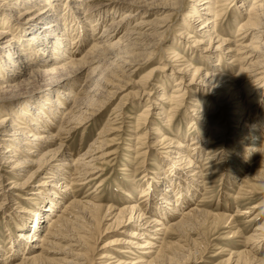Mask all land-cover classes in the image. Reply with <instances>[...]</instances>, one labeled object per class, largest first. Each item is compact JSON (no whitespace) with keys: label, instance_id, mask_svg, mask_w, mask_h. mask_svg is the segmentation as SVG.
<instances>
[{"label":"bare ground","instance_id":"obj_1","mask_svg":"<svg viewBox=\"0 0 264 264\" xmlns=\"http://www.w3.org/2000/svg\"><path fill=\"white\" fill-rule=\"evenodd\" d=\"M227 1L230 2L232 0H190L191 3L184 14V21L182 20L179 27L180 32L184 30L183 33L188 28L187 30L190 32L186 31L187 37L185 35V38L193 37L191 40L193 46L203 43L202 39H205L204 42L207 45L204 48H200V54H202L200 58L205 57L206 64L208 63L209 66L202 74L203 80L201 83H198L200 85L193 86L194 90L205 94L209 86V89L216 92L214 105L212 104L210 110H207L210 98H207V94L203 95L202 104L198 105L197 108L194 107L192 110L196 111V109H200L194 112L196 113L195 119H192L188 128L197 127V123L199 122H206L207 118L205 116L216 111L213 110L218 105V100L220 101H218L219 103L228 105L233 102H230V99H235V105L229 107L232 109L228 113L231 115L232 120L235 119L236 123V126H234L236 129L232 131L234 133H231V140L235 141L233 145L238 148L236 151H240L242 154L239 155L238 152L235 155L238 159L235 160L237 161V166H235L237 168H235L236 172H242L241 175L245 176L244 181L240 180L243 176L237 180L245 182L248 185L247 188L252 189L256 187V182L264 180V136L263 139H260L261 135L264 134V116L259 115L263 112V108L261 106L255 110L253 107L254 104L258 103V100L264 102V81L262 83L264 79V0H237L240 1L238 7H246V16H244V19L242 17L237 23L233 39L235 37L238 38H235L234 41H228L226 37L224 38L220 35L221 31L220 33L217 31L218 24L216 21L220 19L218 17H220L224 10ZM182 3V0H118L113 3H109V0H85L82 2L81 0H0V162L8 165L10 168L7 167L9 169L8 173H13L14 176L11 177L13 179H8L7 183H3L4 180L2 179L5 177V174H0V209H2L3 204L15 201L21 195L16 191L22 189L38 173L43 172L41 179L36 184L35 189L37 191H31L36 193H28L35 194L39 202L33 203L35 206L30 215L18 217L21 221L19 220V224L17 223L15 226L19 228H17L19 232L16 237L9 238L8 241V248L11 249L12 253L16 251L17 257L27 255L23 256V258L27 257L23 261L37 263L47 255L48 249H44L43 246L50 245V249L51 245L53 246V243H56L55 241L58 240L55 238L58 237V234H61L62 227L66 226L64 229L67 231L66 224L68 222L66 219L74 216L75 213L71 217L68 214L77 210L74 209L72 211L74 207H77L79 211L80 209L83 211L85 208H89L91 212L90 210L87 212H90V215L94 213L96 218L94 216L92 218L97 220V223L101 222L105 213L109 215V212H113L114 214L110 218L112 219L111 225L119 228L125 226L124 223L127 222L131 226L129 227L133 228L128 229L124 233L126 237L123 239L124 243L122 242L124 247L119 248L118 252L121 254H124L122 252H128L134 258L125 263V260L120 261L121 258L112 257L106 251L105 255L100 257L104 259L101 261L103 264H164L165 262L176 264L179 254L167 256L169 252L167 254L166 252L169 245L167 243L164 244L163 240L169 236L165 234L163 237V233L169 229L180 231L182 227L184 228L190 225V223H194L197 217L211 216L209 212L197 207H192L190 210L183 212L182 205L194 199L193 193H195V190L191 189L193 188L194 177L202 178L201 186L205 185L206 177L203 173V168L197 164V160L195 161L191 153L186 151L189 148V144L173 140L165 132H161V127L152 128V131L154 130L152 134L158 135L156 139L160 136V138L176 142V145L172 146L170 152L167 154L169 163L175 164L173 166L174 170H166L169 177H165L166 171L162 173L161 177L158 175L156 177L158 182H155V186L147 184L143 189L145 193L140 196L145 197L148 195L150 199L149 193L153 194L154 190H158L157 184L160 183L161 185L164 180L168 179V181H164L167 183V186L162 191L153 194L154 196L156 194L160 196V204L154 198L148 202L146 201V208H143L144 205L132 203V205L128 204L129 206L126 205L127 207L119 208L114 212L110 211V207H107L102 217L100 216L102 207L97 204L95 195L92 196L93 200L91 202L77 200L75 186L78 185V181L83 180L84 182L81 184H88L91 180L99 178L98 175L92 177L95 174L94 171L88 173L89 168L99 170L95 169L97 166L95 163H92L95 159L97 160L98 156L94 158V154H89V152L94 151V149L99 150L104 145L105 140L103 137L106 136L108 129H110L106 126L110 122L109 119L105 123V126L102 127V130H100L99 134L102 136L100 140L93 141L88 146L89 149L83 153L77 152V157H74V154L71 152H66L61 136L62 134H68L73 128H76L74 125L89 120L90 116L101 111L102 106L106 103L103 97L105 96L104 91L107 90V86L114 83L117 80L116 77L130 75V66L134 68L136 65L142 64L143 57L141 58V54L134 51L142 50L143 46L147 45L153 36H150L148 32H144V34L143 31L140 32L139 30L146 26L147 28L149 27V32L162 29L157 41L163 40L164 33L170 30L172 25L169 23L170 15L173 13L167 14V12L171 10L174 13L177 12L182 7ZM108 4H110L109 7ZM61 5L63 9L59 8ZM148 11H161L159 15L165 14L156 19V21H151L146 19ZM117 12L120 14L118 15V21L114 18ZM234 16H236L235 18H241L240 15ZM17 19H19L17 23L21 25L25 24V26L15 25V20ZM131 22L134 24H131ZM102 23H105V26L109 25L106 27L107 29H99ZM196 25L199 26L198 30ZM112 26H114V29L109 31L108 29H111ZM119 30L123 31L120 35H118ZM195 32L200 35V38L195 37V34L194 36L191 35ZM179 35H182V33H179ZM247 38L249 42L245 44L244 41L246 42ZM88 39L91 40L89 43L90 47L79 55L80 47L82 48ZM213 40H215V46L211 44ZM228 42L233 44L234 48L231 49V45L227 46L224 55L221 52L217 55V50L221 51L223 49L221 45H226ZM167 48L168 51H171L173 47ZM244 48H246L245 51H243ZM152 54L150 52L148 56ZM203 54L205 55L203 56ZM109 55L111 57H108ZM175 55L177 57L173 60L169 58L170 56L166 57L168 60L171 59L176 62L179 59V54L176 53ZM227 55H229L230 60L232 59L228 62L229 64L232 61L237 64L235 65L238 70L235 75L227 74V69L218 68L220 63L217 64L219 61L215 62L219 59H224ZM214 57H217V60H214V63L210 65V60ZM102 62L108 64L106 66L103 65L100 72L96 73L95 71L96 69L98 70L99 63L102 64ZM185 62H187V65L178 66L176 72L174 71L177 76L175 77V81H178L174 83L171 94L166 95L164 93L166 90L160 89L162 94L158 98L160 104H158L159 107H157L156 115H159V118L164 122L163 126L170 124L175 116L174 113H176L174 111L181 104V99H179L180 90H184L183 88L180 89L179 85L183 83L185 75L190 74L189 83L200 74L199 67H192L189 60H185ZM94 64L96 65L93 66ZM156 68H151L142 79L140 78L144 81L140 80L141 92L143 94H145V86L148 87L147 81L154 75L153 72L157 70ZM159 69L161 70V68ZM84 71L86 84L78 92L75 88V85H77L76 80L79 79L78 76ZM237 78L243 80L241 81L243 83V87L241 86L242 91L238 87L239 85L237 86V83H235L239 80ZM251 80L256 83L252 84ZM117 81L119 82V80ZM227 82L230 83L227 84ZM233 83H235L236 87H231ZM79 86L81 85L79 84ZM230 87L233 88V92L232 89L229 90ZM243 88L245 89L243 90ZM51 92L55 93L51 96ZM139 92L137 91V93ZM241 94H244L246 97L243 100L244 102L240 99L241 96L239 95ZM109 95L108 100L112 97V95ZM182 95L183 93H181ZM247 96L248 98L252 96V98L250 97L251 99L249 98L248 100ZM194 97H197L196 94H194ZM194 97L192 96V98ZM163 100L166 101L164 104H169L168 110L165 109V106L162 104L163 102L161 103ZM191 100H193L192 103L195 105L196 99ZM15 105H18L16 110L13 108ZM120 107L121 105L119 104L117 108L121 114ZM148 110L145 105L139 115L140 120L147 122ZM213 125H216V127L215 130H211L208 140L214 138L212 136L218 134V132L222 133L223 137L226 128H221L219 124ZM54 128H56V132L52 133ZM136 136L134 139L139 138L142 134L136 133ZM253 136L255 137V142L247 143L250 137ZM139 141L137 139L135 141L134 150L136 151H134L135 156L133 158L140 156L138 154L139 149L137 148L139 147ZM94 143L95 145L97 143L96 147ZM54 145L55 147H53ZM254 151L258 155L256 159L253 156ZM101 155L107 156L105 153H101ZM71 168L73 169V173L69 174L68 169ZM183 169L187 170L183 171ZM187 172L189 174H186ZM67 174L69 175V183H65L67 182ZM180 178L183 181H187L186 184L184 183L185 185L180 183ZM39 186L49 187L39 191ZM237 194L242 193L237 191ZM186 195H188V199ZM22 198L29 199L27 196ZM61 201H64L62 202V207L54 213L53 211L57 208V204H60ZM171 206L173 210H171ZM169 208L171 210L170 213L167 211ZM79 213L82 214L81 212ZM51 214L52 216H50ZM177 214L179 218L176 217ZM47 216H50V218L44 230L41 231L42 223ZM171 216L174 217L168 220L167 218ZM128 220L132 221L128 222ZM73 222L75 221L73 220ZM75 223L77 225V220ZM75 223L72 224L74 225ZM7 229L8 233H11L9 227ZM66 237L64 236V238ZM245 240L247 243H249L248 241L254 242L249 243V245L253 243L254 252L247 251V249L244 252H237L235 257L231 255L234 258H231L233 259V263L236 264L244 259L246 264H264L261 259L256 257L258 248L264 244V223L256 226L252 234L246 236ZM247 243H245L246 246ZM1 248L2 246L0 245V256L3 255L1 254L3 253ZM6 250H4V253ZM194 254L195 252L192 253L190 261H195ZM20 259L21 262L16 261L17 264H22V257ZM110 259L113 260L107 263ZM231 259L229 258L228 261L230 260L231 262ZM4 260H6V257ZM39 263H42V261ZM72 264H75L73 260Z\"/></svg>","mask_w":264,"mask_h":264},{"label":"rangeland","instance_id":"obj_2","mask_svg":"<svg viewBox=\"0 0 264 264\" xmlns=\"http://www.w3.org/2000/svg\"><path fill=\"white\" fill-rule=\"evenodd\" d=\"M82 1L85 0H81V2ZM116 1L118 0H109V3H113ZM182 1H183L182 7H180V9L177 12L174 13L172 10L167 12V14H170L171 12L173 13L172 15H170L171 18L169 23L172 25H171V29L167 30L164 33L163 40L160 39L159 42L157 41L158 40L157 38L160 36L161 34L160 32L162 31V29H157L156 31L149 32L150 29L149 27L147 28L146 26V27H142V29L139 30L140 32L143 31V33L148 32L150 36H153V38L151 37V41H150L153 44L152 43L150 44V42L148 43L146 41V43L148 44L144 45L145 47L143 46L142 50L134 51L141 54L140 55L141 58L143 57L144 60L141 61L142 64L138 66L136 65L134 68L130 66L129 71H131V74L128 75L129 77L128 76L116 77L117 80H119V82L116 79H113L116 81H114V83L109 84L107 86V90L104 91L106 94L107 93L108 94L106 97V94L104 93L105 96L103 97L104 98L103 100L104 101L106 100L105 101L106 103L102 106L101 111L90 116L89 120L74 125V127L76 128H73L68 134H62L61 136L63 140L62 139L61 140L63 142V146L65 147L66 152L67 151L68 153L71 152L74 154L73 155L74 157H77L78 156L77 152L83 153L85 150L89 149L88 146L93 141L100 140V137H102L99 134L100 130H102V127L105 126V123L109 119L110 122L109 124H106V126L112 130L108 129L106 136L103 137V139L105 140L104 145L99 150L94 149V151L89 152V154H94L93 155L94 158L98 156L97 160L95 159L94 161H92V163H95L97 166V168L95 169H99V170H93L94 168L93 169L89 168L88 173H90V171L91 172L94 171L95 174L92 177L98 175L99 178L95 180H91L88 184L86 183L81 184L84 182L83 180L78 181L79 182L77 183L78 185L75 186V190H77V198H76L77 200H82L83 202L85 201L91 202L93 200L92 196L95 195L94 197L98 202L96 203L101 205V207L103 208V209L101 208L100 210V212L102 213V214L100 213L101 217L105 213L107 207H110L112 209V210L110 209V211H114V212H116L119 208L122 209L123 207H127L130 204L132 205V203L133 204L135 203L136 205L139 204L144 205L143 208H146L145 207L147 205L146 201L148 202L150 199L153 200L154 198L157 201V203L159 202L160 204L161 201L160 196L157 194L154 196L153 194L157 193L158 191H162L167 186L166 185L167 183H165L164 181H168V179L164 180L161 185L160 183L157 184L158 190L157 191L154 190L152 192L153 194L149 193L150 199L148 198V195L145 196L146 198L143 196L140 197L145 193L143 192V189L147 186V184H153L155 186V182H158L156 177H158V175L159 177H161L164 171L166 170L169 171L170 169L174 170L173 166L175 164L169 163V158L167 157V154L170 152L172 146L176 145V142L174 143L171 141L178 140L181 141L182 143L183 142L188 143L189 148H187L186 151L191 153V156L195 159V161L197 160L196 161L197 164L201 168H203L204 170L203 173L206 178H205V185L201 186L202 178L194 177V181L192 183L193 188H191L193 191L195 190V193H193L194 199L193 201H187L186 204L182 205L183 206L182 209L184 212L186 210L187 211L190 210V208L192 207H197L199 209H203L209 212L211 216L202 217V218L197 217V220L194 223H190V225H187L184 228L182 227L180 231L172 230V229L166 230L165 233H163L162 235L163 237L165 234L169 236V237H165L163 240L164 244L167 243L169 245L166 254L169 252L167 256L170 257L171 255L173 254L176 255L178 253L179 255L177 257L176 264H235L233 263V259H234L233 257H235V254H237V252H244L247 249H248L247 251L254 252L253 250L254 242L248 241L249 243L253 242L252 244L249 245V243H247L245 239L246 236L252 234L256 226H259L260 224L264 223V180L256 182L255 188L252 189L249 187L247 188L248 185L245 184V182H243L245 180L244 179L245 176L241 175L242 172L241 173L236 172L237 168L235 166H237V161L235 160L238 159L235 157V155H237L238 152L239 155L242 154L240 153V151H236L238 150V148H236V146L233 145V142L235 141L231 140L232 137L231 133H234L232 131L236 129V127H234L236 126L235 125L236 123L234 121L235 119L232 120V118L230 117L231 115L228 114L230 113L229 112L230 109H232L229 107L235 105L234 103L235 99L233 100L230 99V102L232 101L233 102L231 104L229 103L228 105L221 104L219 103L220 101L218 100L219 101V102L217 101L218 105H216L213 110L216 111L214 113H210L207 116H205L207 118L206 122H199L197 123V127L193 126L191 128H188V125L192 121V119H195L194 117L196 116L195 115L196 113L194 112L199 111L200 109L198 108L196 109V111H192V110L194 109V107L197 108L198 105L202 104L203 95L207 94L208 95L207 98L208 97L210 98L208 104L209 107H207V110H210L212 108V104L214 105V99H215L214 97L216 92H213L212 89H209V86L207 87L208 91H206L207 93L205 94L202 92L199 93L200 91H195L193 88V86L200 85L198 83H201V81L203 80L202 74L208 69L207 67L209 66L208 63L206 64L205 57L200 58V56H202V54H200V50H201L200 48H204L207 45L206 42H204L205 39H202L201 41H203V43L197 45L195 44L194 47L191 43L193 37H190L191 39L189 37L185 38L186 33L190 32L187 30L188 28L185 30V33H183L184 30H182L181 32L179 31L180 29L179 27L182 23V20L184 21V14L191 3L190 0H182ZM226 3L227 4L225 5L224 10L222 11L220 17H218L220 19H217L216 21L219 26V27L217 26V31L219 33L221 31L220 35L223 36L224 38L226 37L228 41H232V40L234 41L235 38H238L235 37L233 39L236 33L237 23L240 19H242V17L244 19V16H246L245 15L246 7L243 8L238 7L240 1L237 0L234 1L232 0L230 2L227 1ZM61 6L59 8L63 9V6L62 7ZM109 6L110 4H108V7ZM160 12L161 11L158 12L148 11V16L146 19L151 21H156V19L161 17L163 14H165L163 13L162 15H159ZM118 15H120L118 14V12L114 15V18L117 21L119 19ZM234 15L237 16L240 15L241 18H235L236 16ZM18 21L19 19L15 20L16 22L15 25L18 24L20 26H25V24L21 25L20 23H17ZM131 24L134 23L131 22ZM113 25H115V23H113ZM107 26L109 25L105 26V23L104 24L102 23L99 29H103V30L107 29L106 28ZM196 28L198 30L199 26L196 25ZM113 29L114 26H112L111 29L109 28L108 30L112 31ZM122 33L123 31L119 30L118 35ZM179 33L180 34L182 33L183 36L179 35ZM196 33L197 32L192 33L191 35L194 36L195 34V37L200 38V35L198 33L196 35ZM261 37L262 36H260V38ZM261 39H263V37ZM90 41L91 40L88 39L84 43L82 48L80 47L79 55L82 54L84 50L88 49V47H90L89 44ZM214 41L215 40H213V42L211 43L213 44V46L216 45ZM247 42H249L248 38L246 42L244 41V43L246 44ZM230 45L232 46L233 44H230L228 42L226 45L224 44L221 45L223 49L221 51L217 50V55H219L220 52L221 54L224 55L225 53L224 51L227 50L226 47ZM170 46H172L173 48L171 49V51H168L167 47ZM233 48L234 47L232 46L231 49ZM245 50L246 48L243 49V51ZM150 52L153 54L151 56H148ZM176 53L179 54L178 55L179 59L176 62H174L172 60L177 57L175 55ZM204 55L205 54H203V56ZM166 56L167 57L170 56L169 58H171L172 60L171 59L168 60ZM228 56L229 55H227L225 58L223 57L224 59L222 60L221 59L217 60V57H214L210 60L211 62L210 65L214 63V60H217L215 62L217 63L219 61L217 64L220 63L218 65V68L227 69L226 71L227 74L235 75L238 70V68L236 67L237 64L235 62L233 63V61L230 62L229 64L228 62L231 61L232 59L230 60L229 59L230 57ZM108 57L111 56L109 55ZM185 60L187 61L189 60L191 62L192 67L193 66L199 67L200 74L197 75L195 79L193 81H190L189 83L188 81L190 79V74L187 76L185 75L183 83L180 84L181 86L179 85V88L180 89L183 88L184 90V91L180 90L181 92L179 95V99H181V104L178 105L179 107L177 109L175 108L176 110L174 112L176 113H174L175 116L170 122L169 124L170 126L169 125L163 126L164 122L162 121L161 118H159V115H156L157 107H159L158 104H160L158 98L160 97V94H162L160 89H165L166 92L164 93H166V95L171 94L174 88L173 87L174 83L178 81V80L175 81V77L177 76L174 73V71L176 72L178 66L187 65V62H185ZM103 63L104 62H102V64L99 63L98 66L99 68L98 70L96 69L95 71L96 73L100 72V69L102 68L103 65L106 66L108 64V63H104V64ZM95 65L96 64H94L93 66ZM154 67H157L156 68L157 70L153 72L154 75H152L151 79L147 81L148 87L145 86V91L143 90L145 94H143V92H141L142 87L140 86V82L143 81L141 79L143 76H145V73L147 74L148 71ZM159 68H161V70ZM84 73L85 71L82 72L81 75L78 76L79 79L76 80L77 85H75V88L77 89L78 92H80V88L84 84H86ZM238 79L240 80L241 78H237V80ZM152 80L154 81L152 82ZM239 80L235 83H237V86L239 85L238 87L241 88L242 91L243 83L241 81L243 80L240 81ZM263 81L264 79L262 80V83ZM254 82L255 81H253L252 84H254ZM229 83L230 82H227V84ZM235 83H233L232 84L233 86L231 87L234 86L236 87ZM79 84L81 86H79ZM231 87L229 88V90L232 89L233 92L234 90ZM244 89L245 88H243V90ZM137 91L140 92L137 93ZM54 93L55 92L53 93L51 92L50 93L51 96ZM181 93H183L182 95L183 97L181 96ZM194 94H196L197 96L196 98L194 97ZM211 94L214 96H212ZM108 95L109 96L112 95V97H110L112 99L109 98L108 100L107 99ZM192 96L194 98H192ZM239 96H241L240 99H242V102H244L243 101L244 98L246 99L244 94H241ZM250 97L252 98V96H249V98ZM191 99H196L195 105L194 103H192L193 100ZM164 102L166 101L165 100L161 101V103L165 106V109L168 110L169 104L166 103L164 104ZM119 104L121 105L120 107L122 111L121 114L119 113L117 108ZM145 105L147 106V109H149L147 122H144L139 118V115L141 111L144 109ZM261 106L263 108V112H261V114L259 115L263 117L264 102L262 100H258V103L254 104L253 107L255 108V110H257ZM16 107H18V105L13 106L15 110ZM137 118L138 120H136ZM213 124H219L221 128H225V127L226 128L223 133V137H222V133L218 132V134L212 136L214 138L208 140L211 130H215L216 127V125ZM157 127L158 128L161 127L160 128V130H162L161 132L162 133L165 132L166 135L172 137L173 140L170 141L167 139H163L162 137L160 138V136L157 137L156 139V136L158 135L152 134L154 133V130L152 131V128H157ZM135 130L137 131L135 132ZM55 132H56V128L52 130V133ZM263 132H264V128H263ZM136 133L142 134V136H139V138L134 139V137H137ZM263 136L264 134L261 135L260 139H263ZM136 139L138 141L141 140L138 143L139 147H137L139 149L138 154L140 156L133 158V156H135L134 151H136L134 150ZM254 139H255L254 136L250 137V140H248L247 143L248 142L254 143L255 142ZM55 145L53 147H55ZM96 146L97 143L95 147ZM101 153H105L107 154V156L106 157L105 155L100 156ZM253 156L256 159L258 156L257 152L254 151ZM7 167L8 165L0 162V174L2 173L5 174V177L2 179L4 180L3 183H7L10 179H13L11 177H14L13 173L10 174L8 173V170L10 168L8 167L9 168L8 169ZM186 170L187 169L185 170L183 169V171ZM167 171L165 173L166 174L165 177H169V175L167 176ZM68 172L69 174L71 172L73 173V169L72 168L68 169ZM42 173L43 172L38 173L37 176L31 178L22 189L16 191L21 195L17 197L15 201L13 200L3 204L2 209H0V245L2 246L1 249L3 252L1 253L3 255L0 256L1 259L0 264H12V263L14 264V262L20 261L21 257H22V261L23 259L27 258V257L23 258V256H27V255H22L21 257L20 256L17 257L16 251L12 253L11 249L8 248V243H9L8 241L9 238L16 237V235L19 232L18 230L19 228L15 226L17 225V223L19 224L20 218L18 217L24 215H30V213L33 211L35 206L33 205V203L39 202L35 194H28V193H36L31 191H37L35 189L36 184H38L39 179H41ZM186 174H189V172H187ZM240 177H242L240 180L244 179L242 182L240 180H237ZM68 178L69 175L67 174V179H66L67 182L65 183H69ZM180 179H181L180 183L185 185L187 181L186 180L183 181L182 178ZM242 183H244L245 185ZM47 187L49 186H39L38 188H40L39 191L40 190L42 191L45 190ZM237 191L241 192L242 194H237ZM127 195H129L130 197ZM25 196L29 197V199L22 198ZM96 196L98 199L96 198ZM186 198L188 199V195H186ZM130 200L133 202H131ZM62 202L64 201H61L60 204H57V208L55 209V211H53L54 213L59 211V209L62 207ZM74 209L77 210L74 211ZM81 210L82 209H80L79 211L77 207H74L72 209V211L74 212L68 214L71 217L73 216L72 214L75 213L74 214L75 219L74 216L71 217L70 219L68 217L69 215L67 216L68 217L66 219L68 222L66 224L67 231L66 229H64L66 226L62 227L60 231L61 234H58L57 235L58 237L55 238L56 240L57 239L58 240L55 241L56 243H53V246L51 245L50 249H49L50 245L43 246L44 249L46 248L48 250L46 253L47 255L43 257L42 260L39 261V262L42 261V263L39 262L31 263L30 261L26 262L25 260L22 262V264H70V263L72 264V260L73 263L75 264H103L101 263V261H103L104 259H101L100 257H102V255H105L104 253L106 251L109 252V254L112 257L115 256L116 258H121L120 261L125 260V263L130 261V259L134 258V256L128 252L127 253L122 252L124 254L118 252L119 248H122V246L124 247L123 239L126 238L124 233L128 229H133L130 228L131 227L130 224L126 222L124 223L125 226L115 228V226L111 225L112 219H110L114 214L113 212H109L110 213L109 215H107L108 213H105L104 214L105 218L103 217L101 222L99 221V223H97V220L94 219L96 218L94 216V213L92 212L93 215L92 214H91L92 216L90 215L91 210L89 208H85V210L83 211ZM89 210L90 212H87ZM171 210H173L172 206H171ZM171 210L169 208L167 211L170 213ZM79 212H81L82 214H80ZM79 215H81L83 219ZM50 216H52V214ZM50 216L45 217V220L42 223L41 231L44 230V227L46 226V223L50 218ZM93 216L94 218H92ZM178 216L179 215L177 214L176 217L179 218ZM173 217L171 216L168 217L167 219L169 220L170 218ZM73 220L75 222L77 220V225L75 222H73ZM129 221L130 220H128V222ZM72 223L75 224L73 225ZM71 224L73 227L74 226L75 227L73 228ZM79 224L81 225V227H79L80 226ZM110 225L111 227H109ZM8 227L11 233H8V229H7ZM64 236L67 237L64 238ZM245 243H247V246L245 245ZM4 250H6L5 253ZM192 251L195 252L194 254L195 261H190L193 253ZM231 255L234 256L232 257ZM10 256L11 258H9ZM5 257L6 260H4ZM228 257L230 259L233 258L231 259L232 263L230 262V260L228 261L229 259ZM256 257L258 259H261L262 262H264V244L263 246L261 245V247L258 248ZM112 260L113 259L108 260L107 263L111 262ZM17 262L15 264H17ZM168 263L169 262H165L164 264H168ZM169 264H175V263H169ZM236 264H246V263L244 262V259H242Z\"/></svg>","mask_w":264,"mask_h":264}]
</instances>
